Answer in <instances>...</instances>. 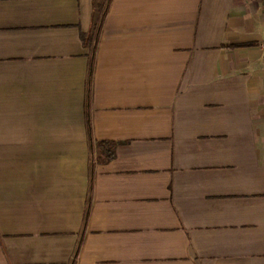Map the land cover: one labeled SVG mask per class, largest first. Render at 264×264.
I'll return each mask as SVG.
<instances>
[{
	"label": "crops",
	"instance_id": "crops-1",
	"mask_svg": "<svg viewBox=\"0 0 264 264\" xmlns=\"http://www.w3.org/2000/svg\"><path fill=\"white\" fill-rule=\"evenodd\" d=\"M262 45L264 0H0V264H264Z\"/></svg>",
	"mask_w": 264,
	"mask_h": 264
},
{
	"label": "trees",
	"instance_id": "trees-1",
	"mask_svg": "<svg viewBox=\"0 0 264 264\" xmlns=\"http://www.w3.org/2000/svg\"><path fill=\"white\" fill-rule=\"evenodd\" d=\"M89 131H90V124H89ZM102 145H104V144H100V146H102ZM107 153H108L107 159H112L114 154L111 151H108Z\"/></svg>",
	"mask_w": 264,
	"mask_h": 264
},
{
	"label": "built area",
	"instance_id": "built-area-1",
	"mask_svg": "<svg viewBox=\"0 0 264 264\" xmlns=\"http://www.w3.org/2000/svg\"><path fill=\"white\" fill-rule=\"evenodd\" d=\"M262 48L264 49V45H262Z\"/></svg>",
	"mask_w": 264,
	"mask_h": 264
}]
</instances>
